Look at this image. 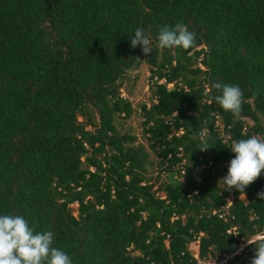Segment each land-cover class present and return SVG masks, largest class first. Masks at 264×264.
Wrapping results in <instances>:
<instances>
[{"label":"trees","instance_id":"trees-1","mask_svg":"<svg viewBox=\"0 0 264 264\" xmlns=\"http://www.w3.org/2000/svg\"><path fill=\"white\" fill-rule=\"evenodd\" d=\"M177 22L195 46L161 51L158 26ZM137 28L148 56L130 46ZM140 63L146 146L119 129L132 114L120 82ZM216 83L242 89L239 119L215 102ZM253 135L264 136V0H0V215L51 231L72 264L218 262L264 233V175L244 194L219 181L231 145ZM149 152L157 175L180 179L150 181Z\"/></svg>","mask_w":264,"mask_h":264},{"label":"clouds","instance_id":"clouds-1","mask_svg":"<svg viewBox=\"0 0 264 264\" xmlns=\"http://www.w3.org/2000/svg\"><path fill=\"white\" fill-rule=\"evenodd\" d=\"M195 41V33L182 22H177L174 27L158 26L156 46L161 51L175 48L188 50L195 46ZM130 46H139L145 56L153 52L152 41L143 28L135 30ZM212 87L221 93L214 97L215 102L225 112H230L234 119H239L244 102L242 89L238 85L222 83ZM208 148L206 140H203L199 149L205 151ZM230 149L235 154L234 158L229 161L227 174L219 181L225 190L235 189L244 194L248 186L264 175V136L253 135L238 140ZM257 196L264 200V191L257 193ZM246 242L255 246L251 264H264V233H257ZM53 243L51 231L34 232L23 216L0 215V264H72L71 257L53 247Z\"/></svg>","mask_w":264,"mask_h":264},{"label":"rangeland","instance_id":"rangeland-1","mask_svg":"<svg viewBox=\"0 0 264 264\" xmlns=\"http://www.w3.org/2000/svg\"><path fill=\"white\" fill-rule=\"evenodd\" d=\"M148 67L144 63H140L136 68L127 71L120 82V96L126 99L131 108L132 114L131 116L123 121L119 127L122 131H126L131 135L137 138L138 143L145 145V141L141 137V129H140V118H139V107L141 104L147 103V96H148V87L150 85L148 81ZM221 130L220 128H218ZM149 160L152 163V166L147 170V177L150 181H155L159 183H165L170 180H179L180 176L175 174L173 176H164V175H157V158L149 152ZM74 209V207H72ZM75 215V213H74ZM254 237V236H253ZM252 237V238H253ZM251 239V238H250ZM249 245L247 242H244L239 248L230 255H226L225 257L221 258L218 262H203L204 264H231L237 258L243 257L246 254L244 248H247ZM193 258H197V242L191 243L188 246ZM198 263H202L199 261Z\"/></svg>","mask_w":264,"mask_h":264},{"label":"flooded vegetation","instance_id":"flooded-vegetation-1","mask_svg":"<svg viewBox=\"0 0 264 264\" xmlns=\"http://www.w3.org/2000/svg\"><path fill=\"white\" fill-rule=\"evenodd\" d=\"M249 255L250 254L246 253L243 257L237 258L236 260H238L239 264H243L253 258V257H249Z\"/></svg>","mask_w":264,"mask_h":264},{"label":"water","instance_id":"water-1","mask_svg":"<svg viewBox=\"0 0 264 264\" xmlns=\"http://www.w3.org/2000/svg\"><path fill=\"white\" fill-rule=\"evenodd\" d=\"M231 264H239L238 260H235L234 262H232ZM243 264H251V259Z\"/></svg>","mask_w":264,"mask_h":264},{"label":"built area","instance_id":"built-area-1","mask_svg":"<svg viewBox=\"0 0 264 264\" xmlns=\"http://www.w3.org/2000/svg\"><path fill=\"white\" fill-rule=\"evenodd\" d=\"M197 264H204V263H197ZM208 264V263H207Z\"/></svg>","mask_w":264,"mask_h":264}]
</instances>
